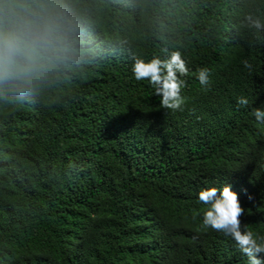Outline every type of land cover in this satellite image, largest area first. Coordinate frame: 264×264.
Returning <instances> with one entry per match:
<instances>
[{
	"label": "trees",
	"instance_id": "obj_1",
	"mask_svg": "<svg viewBox=\"0 0 264 264\" xmlns=\"http://www.w3.org/2000/svg\"><path fill=\"white\" fill-rule=\"evenodd\" d=\"M52 2L87 51L44 92L0 100V264H248L203 225L199 192L230 184L242 230L264 236V31L245 20L264 0ZM174 50L177 112L132 71Z\"/></svg>",
	"mask_w": 264,
	"mask_h": 264
},
{
	"label": "clouds",
	"instance_id": "obj_2",
	"mask_svg": "<svg viewBox=\"0 0 264 264\" xmlns=\"http://www.w3.org/2000/svg\"><path fill=\"white\" fill-rule=\"evenodd\" d=\"M245 20L260 41L264 20L252 14ZM86 51L78 27L52 0H0V100L44 92L75 70ZM132 60L135 79L149 82L160 97V106L182 111L186 102L182 89L187 85L182 77L189 74L182 53L174 50L164 58L147 60L137 55ZM243 64L251 70L247 60ZM210 75L208 68L197 71L205 90L210 87ZM237 103L248 106L249 100L241 96ZM254 116L264 123V110L257 108ZM199 201L209 206L203 213L204 226L231 237L248 264H264V236L242 230L245 211L230 184L202 189Z\"/></svg>",
	"mask_w": 264,
	"mask_h": 264
}]
</instances>
